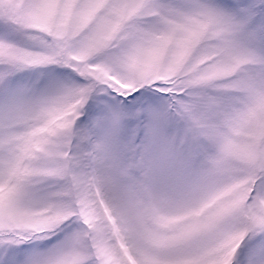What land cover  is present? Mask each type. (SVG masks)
Masks as SVG:
<instances>
[{
  "label": "snow or ice",
  "instance_id": "snow-or-ice-1",
  "mask_svg": "<svg viewBox=\"0 0 264 264\" xmlns=\"http://www.w3.org/2000/svg\"><path fill=\"white\" fill-rule=\"evenodd\" d=\"M0 264H264V0H0Z\"/></svg>",
  "mask_w": 264,
  "mask_h": 264
}]
</instances>
